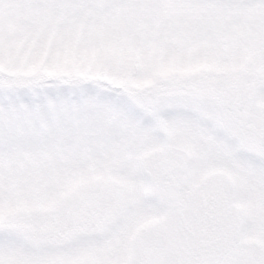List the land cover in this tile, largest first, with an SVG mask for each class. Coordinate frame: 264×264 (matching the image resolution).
<instances>
[{
  "label": "snow or ice",
  "instance_id": "1",
  "mask_svg": "<svg viewBox=\"0 0 264 264\" xmlns=\"http://www.w3.org/2000/svg\"><path fill=\"white\" fill-rule=\"evenodd\" d=\"M0 264H264V0H0Z\"/></svg>",
  "mask_w": 264,
  "mask_h": 264
}]
</instances>
